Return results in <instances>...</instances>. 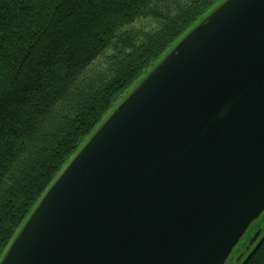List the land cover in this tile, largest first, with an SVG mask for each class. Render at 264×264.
I'll return each instance as SVG.
<instances>
[{"label": "water", "instance_id": "obj_1", "mask_svg": "<svg viewBox=\"0 0 264 264\" xmlns=\"http://www.w3.org/2000/svg\"><path fill=\"white\" fill-rule=\"evenodd\" d=\"M263 213L264 0H227L100 126L0 264H226Z\"/></svg>", "mask_w": 264, "mask_h": 264}, {"label": "trees", "instance_id": "obj_2", "mask_svg": "<svg viewBox=\"0 0 264 264\" xmlns=\"http://www.w3.org/2000/svg\"><path fill=\"white\" fill-rule=\"evenodd\" d=\"M226 1L0 0V263L100 126ZM252 250L243 264H264V237Z\"/></svg>", "mask_w": 264, "mask_h": 264}, {"label": "rangeland", "instance_id": "obj_3", "mask_svg": "<svg viewBox=\"0 0 264 264\" xmlns=\"http://www.w3.org/2000/svg\"><path fill=\"white\" fill-rule=\"evenodd\" d=\"M258 234L259 239L257 242L259 244L264 237V213L251 225L240 243L234 249L226 264H243L248 259L249 255L253 252L252 249L255 246L256 242L251 247L250 244ZM248 247H250L249 250Z\"/></svg>", "mask_w": 264, "mask_h": 264}]
</instances>
